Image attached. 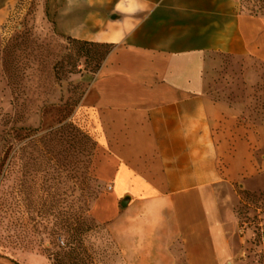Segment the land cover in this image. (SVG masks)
<instances>
[{
  "label": "crops",
  "instance_id": "1",
  "mask_svg": "<svg viewBox=\"0 0 264 264\" xmlns=\"http://www.w3.org/2000/svg\"><path fill=\"white\" fill-rule=\"evenodd\" d=\"M18 2L0 0V28ZM38 9L60 36L113 46L86 103L105 190L95 220L133 222L132 264H245L237 189H264V126L213 100L205 72L214 54L264 64V16L239 12L236 0Z\"/></svg>",
  "mask_w": 264,
  "mask_h": 264
},
{
  "label": "rangeland",
  "instance_id": "2",
  "mask_svg": "<svg viewBox=\"0 0 264 264\" xmlns=\"http://www.w3.org/2000/svg\"><path fill=\"white\" fill-rule=\"evenodd\" d=\"M236 1L239 12L264 16V0ZM40 2L12 37L0 31V264H132L133 222L92 215L105 190L86 103L108 49L58 35ZM205 88L264 126V64L214 54ZM237 194L241 259L264 264V189Z\"/></svg>",
  "mask_w": 264,
  "mask_h": 264
},
{
  "label": "built area",
  "instance_id": "3",
  "mask_svg": "<svg viewBox=\"0 0 264 264\" xmlns=\"http://www.w3.org/2000/svg\"><path fill=\"white\" fill-rule=\"evenodd\" d=\"M34 2L35 0H19L14 6L9 18L0 28L1 33L5 37H12L17 27L20 26L21 22L29 14Z\"/></svg>",
  "mask_w": 264,
  "mask_h": 264
},
{
  "label": "trees",
  "instance_id": "4",
  "mask_svg": "<svg viewBox=\"0 0 264 264\" xmlns=\"http://www.w3.org/2000/svg\"><path fill=\"white\" fill-rule=\"evenodd\" d=\"M72 41L75 44H78V45H81V46H94V47L107 48L108 50L101 56V59L100 60L102 62L103 61L104 62L106 61L108 55L112 52V49H113V46L112 45H108V44H98V43H93V42L79 41V40H75V39H72Z\"/></svg>",
  "mask_w": 264,
  "mask_h": 264
},
{
  "label": "bare ground",
  "instance_id": "5",
  "mask_svg": "<svg viewBox=\"0 0 264 264\" xmlns=\"http://www.w3.org/2000/svg\"><path fill=\"white\" fill-rule=\"evenodd\" d=\"M112 214H113L112 209H110V215H112Z\"/></svg>",
  "mask_w": 264,
  "mask_h": 264
}]
</instances>
